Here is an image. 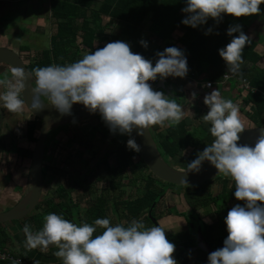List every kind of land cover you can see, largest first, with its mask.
Wrapping results in <instances>:
<instances>
[{
    "label": "clouds",
    "instance_id": "obj_1",
    "mask_svg": "<svg viewBox=\"0 0 264 264\" xmlns=\"http://www.w3.org/2000/svg\"><path fill=\"white\" fill-rule=\"evenodd\" d=\"M261 4L264 0H185L182 11L187 15L182 23L196 28L209 18L219 21L225 13L248 16L260 13ZM211 32L209 28L205 34ZM227 32L230 36L237 32L239 35L219 49L228 66L226 75L241 73L242 52L250 37L240 24L229 26ZM140 43L148 46L146 40ZM157 56L153 65L152 60L134 53L128 42L117 40L75 62L37 66L32 74L14 66L10 78L0 79V86L5 87L0 92V107L17 112L26 104L31 110H42L50 103L61 115H72L73 105L82 103L90 112L99 111L113 133L128 134L127 146L139 152L141 146L131 135L134 129L143 136L149 126L166 121L178 124L185 115L175 98L155 90L149 81L158 77H186L187 56L176 46L157 52ZM29 77L35 80L30 103L21 96ZM207 86L211 87V81ZM204 103L209 111L203 119L211 123L214 140L188 163V171L181 173L199 172L203 163L209 161L234 180V195L245 202L228 211L224 218L228 235L223 247L209 254L208 264H264V203H258L264 202V132L254 146L238 144L244 127L239 106L224 98L219 88L206 94ZM182 182L188 183L187 178ZM98 226L103 231L94 235ZM23 231L30 248L46 249L56 244L55 255L62 264H177L173 256L176 246L166 238L165 230L159 225L147 227L142 220L134 219L128 225L112 224L105 217L78 224L50 212L42 229L33 232L26 224ZM34 264L40 262L35 260Z\"/></svg>",
    "mask_w": 264,
    "mask_h": 264
},
{
    "label": "trees",
    "instance_id": "obj_2",
    "mask_svg": "<svg viewBox=\"0 0 264 264\" xmlns=\"http://www.w3.org/2000/svg\"><path fill=\"white\" fill-rule=\"evenodd\" d=\"M50 2L52 15L58 21L57 31L51 37V48L43 50L35 57L32 63L27 64L31 73L37 66L43 67L53 63L63 64L68 48L73 45L75 18L83 16L81 11L84 3L81 0H50ZM184 7L185 0H103L100 4L99 12L109 13L111 17L125 21L127 27L130 28L129 31L132 33L138 32L139 28L147 23L145 28L148 34L160 41V44L162 43L164 46L161 47V44L159 47H153L152 50H148V47L140 43L142 40L140 39L136 44V53H140L146 59L152 60L153 65L158 59L157 52L163 51L169 46H176L184 50L187 55L188 67L192 70H196L199 73L205 72L209 80H222L225 73L224 68L228 66L219 54V49L230 43L233 36L239 35L237 32L230 36L227 29L229 26L240 24L242 25V30L246 33L255 22L264 23V4L260 5V13L241 17L225 13L219 21L209 18L206 24L196 28L182 23L183 18L187 15L182 11ZM59 18L63 19L59 21ZM209 28L212 29V32L206 35L205 33ZM176 29H180L183 32L172 42L171 39H173V33ZM67 30L72 33L70 35L66 34ZM255 46L256 42L250 39V43L245 46L242 52L243 63L251 64L250 68L242 72L239 77L234 76V80L236 79L239 82V78H244L249 81L250 87L254 90H249L243 99V104L251 108L250 111H246V116L253 123V126H264V69L255 66L260 59V55L255 51ZM152 87L155 90H160L159 87ZM176 101L178 102V100ZM97 118H99L98 123L90 127V135L94 136L96 133H100L104 137L113 136V140L116 142L114 152L117 159L120 160L122 166H124L125 162L127 163L128 182L137 185L138 181H143L142 188L138 194L127 198L125 202H116L110 206L112 224H116L114 217H116L117 221L123 217L126 218V222L123 223L125 225L137 219L142 220L147 227L153 226L147 213L152 203H155L156 206L160 203V200L169 189V186L166 187V185L174 186V184L159 180L148 170L140 159L138 152L127 146L128 134L113 133L101 116H97ZM210 127L205 128L198 120L187 124L182 119L178 124L166 126L164 133L156 132L153 128L151 130L160 154L165 160H169L175 157L182 148L186 149L191 145L192 152L195 149L203 151L214 140ZM34 128V125L30 126L28 131L30 137ZM135 158H137V161ZM122 176L119 171H116L113 175L111 174V182L112 179L116 178L113 180L114 185H118ZM217 178H220V176L215 177V179ZM212 180L200 184L198 192L187 189L183 191L185 203L190 208L184 215L191 219V223L194 226H201L205 239L207 242L209 241L208 243L212 247L221 248L223 247L224 239L228 235L224 219L227 215L222 214L224 216H221V213L217 212V220L208 224L202 223L198 219L199 216L196 210L210 203H220L222 200L225 203L226 201H237L240 204L245 202L235 197L236 187L233 179H222L220 191L215 194L210 186ZM181 186L189 187V189L193 187V185ZM56 195L61 199L59 203L50 204V202L46 203L45 200H41L34 208L36 210L35 213L23 218L24 221L28 222L32 231L36 232L42 229L45 216L50 212L61 214L68 220H71L72 217L80 212L79 206L69 196H65L66 194L61 187L57 188ZM108 208L109 204L105 200L96 198V200L88 202L83 211V216L88 223H93L97 218H109L106 213ZM154 208L155 206L151 210L153 216H155L153 213ZM167 211L178 213L176 208L167 209ZM161 213L159 212L158 215ZM187 230L188 238L182 236L183 233L166 236L170 242L177 244L176 246L185 256H188L189 252L184 249L191 247L195 239V231L192 228ZM6 239L7 233L0 224V248L4 246Z\"/></svg>",
    "mask_w": 264,
    "mask_h": 264
},
{
    "label": "crops",
    "instance_id": "obj_3",
    "mask_svg": "<svg viewBox=\"0 0 264 264\" xmlns=\"http://www.w3.org/2000/svg\"><path fill=\"white\" fill-rule=\"evenodd\" d=\"M30 1H32V3ZM81 1L84 3L81 11V13H83V16H78L75 18V35L73 36V45L68 48L67 56L63 59V64L75 62L83 58L85 54L95 51L97 48H102L109 42L117 40L128 42L131 46V50L136 53V44L138 40L142 39V37H140L142 33H146L145 39L149 43L151 42L148 46L149 50H152L153 47H159L162 44H160V41L156 40L154 37L148 34L145 28L147 23L143 24L139 28L138 32L132 33L131 31H129L130 28L127 27V23L125 21L123 22L119 19L113 18L109 15V13H104L101 11L99 12L100 4L103 0ZM25 2L33 6L32 13L34 15V18L32 21L24 23L22 26L19 17L15 15L10 19H6L5 15L9 12L18 14L20 4ZM62 19L63 18H59V21ZM57 22L58 21L52 15L50 0H0V41L4 43V46L6 45L13 47L16 50L18 49L20 52L27 54L26 57L28 58V63H32L35 60V57L39 55L43 50L51 48V37L57 31ZM250 28L251 26L249 27V29ZM249 29L247 30L246 34L250 37V39H253L256 42L255 51L260 55V59L256 62L255 66L260 69H264V23L261 22L260 27L256 28L257 31L252 35L249 34ZM41 30H43V32H41ZM37 31H40L41 33H38ZM182 32L183 31H181L180 29H176L173 33V39H171V41L173 42ZM70 33L72 32H68L67 30L66 34L70 35ZM163 46L164 44L161 45V47ZM250 65L251 64L249 63H242L241 73L248 70L250 68ZM224 69L228 72V67ZM241 73H230L228 79L213 81L209 80L208 78L202 79L203 77L201 74L207 75L205 72L200 74L199 72H196V70L191 69L189 70L185 78H176L173 76L171 77V79L165 80L164 88H159L163 89L164 93L169 97H174V94H178L182 101L179 98L177 103L182 105L184 111L188 108L193 109L194 107L199 106V110L202 109V112L207 113L209 111L208 105L204 104V102H196L193 99L191 100L190 97L193 96V93H199L205 97L204 90L201 87H197L198 83L200 81H211L213 83L211 91L215 88H219L224 98L231 99L235 104L236 102L239 103L238 106L240 118L243 123L244 116H242L241 113L243 111L245 112L248 108L243 104V99L247 92L243 90V88H241L239 83H236L235 80L234 82L237 86L231 85V87H229L226 85V82L229 81V79L234 78V76L239 77ZM196 77L202 78L197 79ZM236 87H238L240 90L238 91V88ZM181 94L185 95L186 98L182 97ZM166 124V126H168L171 123L166 121ZM244 125H247V127H252L247 121L243 123V126ZM2 189L3 188L0 187V191H2ZM19 190L24 189H22L21 186V189ZM19 190H16L17 194H14V200L18 201V199H20L21 193ZM2 202L3 201H1L0 203L2 206L0 207V211L10 208L16 203L15 202L13 205H11L8 204L9 202L7 201L5 202V205H7L4 206V202ZM80 206V212L71 218V221L78 224L86 222V219L83 216V207L82 205ZM171 208H176L178 210V213L175 214L168 212L167 209ZM157 211L162 212L160 215H158L159 213L156 215V220L159 226L165 230L166 236L182 233V236H188L187 229H190L189 225L192 223L191 219L184 215L186 212V206H183L180 200L179 202L166 200V205L164 207H161L160 211ZM108 215L111 219V209L108 210ZM113 219L116 224H123L126 222V218L123 217H121L119 221L116 220V217H114ZM198 219L202 223L211 224L212 222H215L217 220V215H202L199 216ZM193 220H195V218H193ZM26 224L28 225V222L24 221L23 218L20 220L8 221L1 224V226L7 233V239L4 246L0 249L9 248L15 254L20 255L27 261H31L33 263L35 260H38L40 264H62L61 258L55 255V252L58 251V246L56 244H51L46 249L42 247L30 248L27 246L26 235L23 231ZM102 231L103 228L98 226L97 231L96 233H94V235L100 234ZM186 252H189L188 256H185L184 253H182V251L179 250V248L176 246L173 256L177 260V264H208V253H205L201 250ZM0 264L13 263L0 261Z\"/></svg>",
    "mask_w": 264,
    "mask_h": 264
},
{
    "label": "flooded vegetation",
    "instance_id": "obj_4",
    "mask_svg": "<svg viewBox=\"0 0 264 264\" xmlns=\"http://www.w3.org/2000/svg\"><path fill=\"white\" fill-rule=\"evenodd\" d=\"M0 46H4V43H2L1 41H0ZM7 47L10 48L11 50L16 51L22 57L26 65L28 64V61H27L28 58L26 57L27 54H24L20 52L18 49L17 50L14 49L13 47H10V46H7ZM11 76H12V68L8 64L0 62V79H8ZM4 90H5V87L0 86V92ZM23 111H24V117H23L22 123H19L17 116H19L18 113H21L20 111L10 112L7 108L0 107V187L4 188V185H2L4 179H9L12 181L15 178V183L12 184L11 187L10 185H7L8 189H11L12 191H16V190L21 189V186H22V189H24V192H25L27 186L29 185V181H30L29 180V167L31 163L32 151H33L35 141L38 136V135L36 136L35 119H38V120L40 119L36 117L35 115H33L32 113H30L26 109L25 106L23 108ZM14 124L18 125L20 129H22L21 133L19 131L20 133L19 135L18 133H16V130L18 129V127L17 126L13 127ZM68 124L69 123L54 127L51 130H49V132L47 133V136L44 142V156H43V161H42L43 185H45L46 170H47V166L44 164V162L50 151V149H48V146L50 142L52 141L53 136L54 137L57 136L58 131L60 129L66 128ZM31 125H34L35 127L31 135L32 139L28 133ZM39 128H40V125H39ZM38 132H39V129H38ZM90 137H93V136L90 135ZM105 138H108L111 142L115 143L114 148H112L110 151H104L102 154H100V156L96 158L95 163L92 166H89V165L87 166L86 160L83 159L82 151H79L78 149L74 151V154H75L74 159L76 162L74 161L72 157H71L72 161L70 162L69 158H67L66 155H64V153H61L63 154L61 156L62 157L61 164L63 166L65 165V170H67L66 172L68 173V176L63 178V180H61L62 182L59 185L55 186L54 188L55 195L53 194L54 196L51 193V188H49V193H45L44 196L43 195L40 196L39 202L41 200H45L46 203L50 202V204L59 203L61 199L56 195V190L59 187L63 189V191L66 194L65 196H69L70 199L79 206V210L81 207L80 205H82L83 211L85 207L87 206L88 202L92 200H96V198L97 199L101 198L105 200L109 204L108 210L110 209V206L114 205L116 202L118 203L125 202L127 198H130L131 196L128 197L127 188H126L127 187V163L125 162L124 166H122L120 164V160L117 159L115 152H114L116 148V142L113 140V136L109 135V136H106ZM20 139L25 140L27 143H32L33 147L32 149H30V154L25 152V150H23L24 152L19 151L17 142ZM77 160H80L79 161L80 163ZM73 161L75 163H73ZM73 169L75 170L74 171L75 173L72 175V177H70ZM116 171H119L123 175L120 178L118 185L116 184L114 185L113 180L116 179L114 177H112L114 179H112V182H111V174L113 175L114 173H116ZM220 177L222 179H226V178L232 179L226 176H220ZM199 185H193L191 189H187V190H193L194 192H198L199 187L197 189H195V187ZM138 188L141 189L142 187L138 186ZM170 189L171 188H169L168 191H170ZM183 191H186V190L183 189ZM181 193L183 195V192ZM23 194H20V195L22 196ZM182 199L183 201H185L184 198ZM0 203H1V197H0ZM185 205H186V211H189L188 209L190 208L187 207L186 203ZM230 209L231 208H230V205H228V202L226 201L225 203V201L222 200V202L220 203H210L206 206H202L198 208L196 212L198 216L207 215V214H216L217 212L221 213L222 215L226 213L228 214V211ZM108 210L106 211L107 214H108ZM199 210L205 213H201ZM153 213L155 216L158 214V211L156 210V204H155ZM189 226L195 231V237H196V231H197L198 226L200 225L194 226L193 224H190ZM195 245H196V242L194 239V244L191 247H194ZM220 245L222 246V244ZM213 248H215L216 250L219 247L213 246Z\"/></svg>",
    "mask_w": 264,
    "mask_h": 264
},
{
    "label": "water",
    "instance_id": "obj_5",
    "mask_svg": "<svg viewBox=\"0 0 264 264\" xmlns=\"http://www.w3.org/2000/svg\"><path fill=\"white\" fill-rule=\"evenodd\" d=\"M0 62L8 64L11 68L14 66L23 67L26 73L32 74L22 57L16 51L11 50L7 46H0ZM34 82V78L29 77L26 81L25 91L21 93L22 98L25 96L29 103ZM164 83L165 80L159 78L156 87L164 88ZM25 107L30 113L41 120L29 167L30 181L21 198L10 208L0 211V224L24 218L39 203L43 189L42 161L44 156V142L49 130L66 123L101 116L99 111L90 112L82 103H76L73 105L72 115H61L55 106L50 103H46L42 110H31L27 104ZM151 129V126H149V128L145 130L143 136L138 135L137 130L134 129L131 135L135 137L137 143L141 146V150L138 152L140 159L146 165L148 170L159 180L174 185H199L214 179L222 173L219 172V170L209 161L203 163L199 172L191 171L181 173L188 171V169L175 168L164 159L157 148ZM262 132H264V126L243 127V132L239 134L240 140L238 141V144L254 146L257 138ZM185 178H187L188 183L182 182ZM153 206H155V203H152L147 214L152 225L155 226L159 224L155 216L151 214ZM195 242L196 245L194 247L185 248V250L190 252L201 250L208 254L215 250V248L211 247L205 239L200 226H198L196 231Z\"/></svg>",
    "mask_w": 264,
    "mask_h": 264
},
{
    "label": "rangeland",
    "instance_id": "obj_6",
    "mask_svg": "<svg viewBox=\"0 0 264 264\" xmlns=\"http://www.w3.org/2000/svg\"><path fill=\"white\" fill-rule=\"evenodd\" d=\"M32 3V1H30ZM33 6L28 4V3H21L20 7L18 9V14H13L11 12L7 13L6 19H10L12 18L14 15L19 17L20 21H21V25L23 26L24 23L30 22L33 20ZM260 23L261 22H255L254 24L251 25V28L249 29V34H254V32H256V28L260 27ZM40 29V28H38ZM38 33L43 32V30L37 31ZM145 35L146 33H142L140 35V37H142V39H145ZM151 43V42H150ZM150 43L148 42V46L150 45ZM147 46V47H148ZM151 49V48H150ZM149 50V49H148ZM189 70H191V68L189 67ZM203 72H200V74ZM230 74V73H229ZM202 77H196L197 79H205L208 77V75H204L201 74ZM204 75V76H203ZM177 78V77H176ZM181 78V77H178ZM185 78V77H183ZM164 80H168L171 78H163ZM202 81H200L198 83L197 87H200V83ZM235 82L237 83V80L235 79ZM234 82V78L229 79V81L226 82V85L231 87V85L235 86ZM231 83V84H230ZM34 87H35V82H34ZM237 86V85H236ZM238 88V87H236ZM197 89V88H195ZM163 91V89H160ZM238 90H240L238 88ZM164 92V91H163ZM211 92V90L209 91V93ZM191 94V92H190ZM182 97L186 98L185 95L181 94ZM206 95V94H205ZM193 97V98H192ZM170 98H175L176 100H179L180 96L177 94H174V97L170 96ZM204 96L197 93L195 96H191L190 99L196 101V102H204ZM46 100V98H45ZM180 100L182 101V99L180 98ZM205 104V103H204ZM236 104L238 105L239 103L236 102ZM205 106V105H204ZM193 107V106H192ZM199 107V106H198ZM197 106L192 108H188L187 110H185V115H184V121L188 123H190V121L194 122L195 120L200 121L201 125L204 126L205 128H209L210 127V122H206L203 119V116L206 114L204 112H202V109L199 110ZM251 108L248 107L246 109V111H250ZM246 111L242 112L241 115L244 116V122L247 121L251 126H253V123L250 122V120L247 118L246 116ZM21 113H18L19 116L18 117V121L19 123H22L23 117H24V111H20ZM26 114V113H25ZM26 116V115H25ZM195 118V119H194ZM98 119L97 117H92V118H88V119H84L82 121H78V122H72L69 123L68 126L64 129H60L58 131L57 136H53L52 141L50 142L48 149H50L49 154L47 155L44 164L47 166V170H46V181H45V185H43V189L41 192V196L45 195V193H49V188H51V193L52 195H55V186L59 185L63 180V178L68 176V173L66 172L67 170H65V165L63 166L61 164V156L64 153V155H66L67 158H69V161H72V158L74 159L75 154L74 151L75 150H79L82 151L83 153V159L86 160L87 162V166H92L95 163V160L98 156H100V154H102L104 151H110L112 148H114L115 143L111 142L108 138L103 137L100 133H96L95 136L90 137V127L93 125H96L98 123ZM243 122V123H244ZM35 125H36V136L38 135V129H39V125H40V120L35 119ZM166 122H164L163 124H155V125H151V128H153V130H155L156 132H163L165 131L166 128ZM18 127V129L16 130V133H18V135L22 132V129H20V127L16 124L13 125V127ZM245 127H247V125H244ZM20 131V133H19ZM17 145L19 147V151L24 152L23 150H25V152L30 154V149H32V143H27L25 140L20 139L17 142ZM192 146V145H191ZM189 146L186 149H181L178 154L169 159L166 160L168 161V163L170 165H172L175 168H181V169H188L187 165L189 162H191L193 159H195L198 155L199 152H201V150H197L195 149V151L192 152V147ZM29 151V152H28ZM72 157V158H71ZM135 160L137 161V158H135ZM75 161V159H74ZM73 161V163H75ZM78 162L80 160H77ZM80 163V162H79ZM98 163V162H97ZM77 164V163H76ZM140 164V163H139ZM75 167V166H74ZM75 170H72V173L70 175V177H72V175L75 173ZM146 172V170H145ZM219 176H225L223 173H221ZM14 178V176H13ZM23 180V179H21ZM221 180L222 178H217L212 180L211 182V190L213 193H218L220 191L221 188ZM19 181V180H18ZM128 174H127V195L128 197L130 196H135L136 194H138L139 189L138 186L142 187L143 185V181H138L136 184L138 185H133V183L128 182ZM15 183V178L11 181L9 179H4L3 180V184L4 188L2 189V191H0V197H1V201H3L2 203L5 205V202H9L8 204L13 205L17 200L15 199L14 194H17L16 191H12L11 189H8L7 185H11ZM141 183V184H139ZM171 188L170 191H167L164 196L162 197V199L160 200L159 205H157V210L160 211L161 207H164L166 205V200L167 201H177L179 202V200L181 201V203L183 204V206L185 205V201H183V195L181 192H183V189H189V187H182L181 185H166V187ZM138 188V189H137ZM197 187H195V189H197ZM48 189V190H47ZM20 193L22 194L24 190H19ZM173 192V193H172ZM53 195V196H54ZM3 198V200H2ZM14 200V201H13ZM228 205H230V208H232L234 205L237 204V202L235 201H227ZM172 203V202H171ZM159 206V207H158ZM186 206V205H185ZM0 207L1 204H0ZM35 209L32 210L30 212V214L35 213ZM200 211V210H199ZM201 213H205L203 211H200ZM159 213V212H158ZM28 214V216L30 215ZM227 214V213H226ZM27 217V216H26Z\"/></svg>",
    "mask_w": 264,
    "mask_h": 264
},
{
    "label": "built area",
    "instance_id": "obj_7",
    "mask_svg": "<svg viewBox=\"0 0 264 264\" xmlns=\"http://www.w3.org/2000/svg\"><path fill=\"white\" fill-rule=\"evenodd\" d=\"M227 71H225V73L223 74V79H228L230 74H227ZM173 76H168L167 78H171ZM159 77L155 80V81H149V83L152 86H155V84L158 82ZM209 81H202L200 83V87L204 90L205 94H208L209 91L212 89V82H211V87L207 86V83ZM239 83L241 84V86L243 87V89L247 92L249 90H254L252 87H250L249 81L241 78L239 79ZM0 261L1 262H9V263H13L14 261H19L20 264H34L31 261H27L25 258H23L20 255L15 254L13 251H11L9 248H3L0 249Z\"/></svg>",
    "mask_w": 264,
    "mask_h": 264
}]
</instances>
